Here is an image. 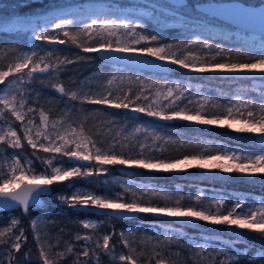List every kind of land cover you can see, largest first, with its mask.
Here are the masks:
<instances>
[{
	"label": "snow or ice",
	"instance_id": "6c2138e0",
	"mask_svg": "<svg viewBox=\"0 0 264 264\" xmlns=\"http://www.w3.org/2000/svg\"><path fill=\"white\" fill-rule=\"evenodd\" d=\"M253 14L250 13V15ZM260 15L264 18V11ZM137 23L139 22L137 21ZM73 25V20L65 19L62 16L52 17L51 30L47 27V21L45 22V27L41 28L38 32H35V29L40 28V25L37 24L34 26L35 38L40 41H58L63 44L66 41L59 40V35L62 32L64 37L68 38L71 43L83 48L85 52L114 51L133 54L136 59L147 55L183 69L200 72L226 70L241 74H253L255 70H258L262 78H264V51L259 56L248 57L242 62L240 59L232 58L230 54L231 50H229L228 59L223 63L217 64L215 63L216 56H213L211 60L201 58L191 48L192 45H196L197 43H202L204 48L212 47L208 40L200 41L199 37L195 40H188L186 43H161V38L158 35L138 32L132 26L131 22L126 19L90 18V22H85L82 28L77 27L74 31L70 30V27ZM86 43H95L97 47H86ZM262 48H264V45H262ZM222 52L223 49H220L217 55H220ZM52 55V53H48L46 56H40L37 52L21 53L16 58L14 65H8L7 71H0V85H3V88L0 90L4 91V94L0 95V123L7 124L6 128L0 126V149H3L5 153L0 154V207L12 208L22 206L23 210L27 212L31 204L39 201L42 193L49 191V186L69 181L72 178H91L102 171H106L103 167L104 165H115L117 163L121 165L131 164L149 169L163 166L166 163L163 159L146 155V151L151 148L148 144L139 143V141H137V145L124 143L123 141L128 140L127 136L123 137V141L114 138L106 149L100 147L98 146V141L92 139L91 135L84 134L82 125L79 132L71 124L68 127H64L66 123L65 117L68 113H65L59 119L51 120L50 123L49 114L42 107L39 109L33 107L32 105L36 101L28 98L31 96V93L27 92L26 81L27 83H31L39 78V74L49 72V70L55 73L60 71L61 67L65 64L75 63L78 60L84 59L83 57H77V61H73L67 58L61 60L57 57L56 62L52 63ZM105 59H112V57L106 56ZM208 64H212L213 67L210 69L204 67V65ZM197 65H200V67H197ZM25 69H27V72L24 71ZM5 78L9 79L6 80ZM105 79L109 87L101 86L102 90L97 92H84L80 88L72 90L66 88L62 82L51 83V87L62 97H67L69 102L79 101L81 105L91 103L105 106L110 105L115 108L124 109L131 107L136 112L145 113L150 117L160 118L165 121L173 119L196 120L211 125L218 123L221 119H227L229 117L236 119L237 117L243 116V113L240 111L243 108L247 112V115L242 121L243 126L237 129V131L259 133V139L261 143H264V102L258 106V111L254 112L248 110L249 108L257 107L252 101L241 103L239 98H237V106L219 107L213 105L217 110L215 112H209L205 109L204 103L208 98H203L202 101L198 102L199 107L189 108L188 105L192 101L188 100L185 103L186 98L184 95L189 89L179 82L174 86H169L167 83L162 86L153 85V88H155L153 94L152 89H146L143 86L135 93L131 88H128L127 91H124L122 88H117L113 91L110 86L118 79L122 81L123 78L111 76ZM135 79L139 81L140 77L136 76ZM146 90L148 91V95H144ZM37 111L40 114V124L35 126L36 131L33 135L31 126H33L34 120L28 119V117ZM10 117H14L15 121L22 122L20 125L23 129L22 136L18 134L17 126ZM228 127H232V125L229 124ZM147 131L148 129H145V132ZM135 132H140V128L137 127ZM120 135L122 133H117V136ZM151 135L154 138H160L157 133H152ZM25 141L33 149L32 156L36 159H40L37 155L38 150L49 154L41 160L44 169L39 174L35 172L33 159L23 154ZM118 144L119 150H117ZM137 147L139 149L136 152L137 158H133L131 153ZM125 149H128L127 153ZM9 150H11V153L7 155ZM64 157H67L68 160L64 161ZM197 158H199L198 155L184 156L185 161ZM206 158L213 159L211 156ZM215 159L245 161V163H236L233 166H227L223 163L212 165V167L227 172L236 171L245 174L264 172V152L239 155L235 152H224L217 153ZM82 161H95V165L81 163ZM65 163L71 166L65 167ZM132 195L135 197V193H132ZM153 195L156 194L153 193ZM58 199L73 207L93 205L98 209L111 210L108 214L116 217L136 211L166 213L173 217H197L204 221L222 223L229 226L236 225L240 229L258 232L264 235V202L256 210L249 208L247 212H244L242 207L244 201L241 200L231 209H228L226 215H221L219 207L216 213L205 209L196 210L192 206L184 208L180 204V200L183 197L175 201V206L164 207H145L143 204L149 202L143 199L137 200L133 198L131 202H125L126 197L119 193L115 197L99 196L92 192H83L79 189L70 196L61 195ZM161 199L169 201L171 197L166 194H161ZM223 204V200L218 202V205ZM236 209H241V212L237 213ZM18 223L19 221L13 218L9 227L0 229V238L11 234L13 228ZM32 223L35 227L36 221L33 220ZM81 223L85 229L96 227V225L88 221H81ZM257 224L260 225L259 228L256 227ZM19 231L20 234L15 235V240L9 248L8 264H12L15 260L12 251L19 252L22 246L20 243L21 239H26L23 236V229ZM120 235L123 246L128 247L130 252L127 255L120 254L118 257L119 261L124 262V264H137V260L131 254L135 249L131 248L127 239H123L124 233ZM76 239H83L87 242L92 237L89 235L80 236L78 234ZM110 239L111 235H103V244L101 245L97 241L96 249L102 248L106 255H113L115 246H110ZM36 241L39 245V256L42 264H54V261L49 258L48 252L45 251L44 245L40 243L39 235H37ZM7 242V240L0 239V243ZM66 252L69 254L73 253V245L69 244ZM56 255L63 258L65 253L61 252ZM90 255H96L98 258V253L95 249L90 251L89 247L84 246L83 250L77 254V260L74 264H80V257L85 258L83 264H91V260L89 259ZM155 255L159 257L160 253H155ZM113 259L115 261V256ZM232 259L231 256L228 257L229 262ZM236 259L238 264L239 258ZM157 264H165L164 259H158ZM213 264H216L214 259ZM219 264H227V262L220 260Z\"/></svg>",
	"mask_w": 264,
	"mask_h": 264
},
{
	"label": "trees",
	"instance_id": "16d2710c",
	"mask_svg": "<svg viewBox=\"0 0 264 264\" xmlns=\"http://www.w3.org/2000/svg\"><path fill=\"white\" fill-rule=\"evenodd\" d=\"M45 3H50L60 0H42ZM162 5L170 6L165 0H156ZM193 1L204 0H187V4L179 7L183 13L191 15H200V13L192 7ZM245 3L252 1L258 3L259 0H241ZM34 0H28L20 3L17 0H0V19H4L11 13L31 11L37 6ZM173 7V6H172ZM186 7V9H183ZM139 23L133 24L138 32L150 33L158 35L161 38V43L177 44L186 43L188 40H195L199 37L200 41L208 40L212 45L211 48H204L202 43L192 45L191 48L201 58L211 60L216 56L215 63H223L229 57V50L234 59L245 61L248 57H256L264 51L262 45L244 42L235 39L232 36L224 37L213 36L212 32L195 26L190 21L183 20H168L162 12L152 10L148 15L142 14L139 16ZM62 40L66 42L61 44L55 53L61 60L67 58L69 60L77 61V57L84 59L78 60L75 63H68L61 67L58 72H51L49 80H45V75H41L30 83L29 99L36 101L35 108H43L50 119L61 117L67 108L68 115H73L78 127L81 125L84 128L85 135H91L92 139L98 141V146L107 148L112 140L118 139L117 133L124 130L131 129L135 123L145 124L154 130L163 133L164 137L157 139L155 146L151 149L153 157L163 159L165 161L176 160L185 155H190L197 152L203 143L219 142L227 147L238 148L245 151L262 150L259 145L254 142L253 134L251 132H240L237 129L222 126H211L206 129L192 128L187 126L181 120L165 121L156 117H150L145 113L136 112L133 108H115L110 105H96L91 103H84L81 105L79 101L69 102L67 97H62L51 87V83L62 82L66 88L75 90L82 89L84 92H97L102 90L101 86L109 87L105 78H110L115 73L117 77L123 78L116 80L111 89L115 91L117 88H122L127 91L131 88L133 92L139 90L140 87L152 89L155 91L153 85L160 86L162 81L168 79L169 76L160 74H146L141 72L129 71L123 68L100 62L93 52H85L83 48L78 47L62 36ZM29 44V39L22 33H12L0 31V69H5L12 64L17 56L23 52ZM92 43H86V47H92ZM155 46V45H153ZM220 49L223 52L217 55ZM240 54V55H238ZM223 57V59H221ZM171 73L183 79L187 73L177 66H170ZM136 76L140 80L135 79ZM194 77V76H192ZM198 77L197 82L201 88L207 89L210 99L221 101L224 97H234L238 95L240 99L245 101H252L257 107L249 108L250 111H258V106L264 102V91L259 88L257 90L250 87L245 82L241 81V77H222L216 75L195 76ZM148 95V91L144 92ZM17 132L22 136L20 131L19 121H15ZM130 143V142H128ZM24 153L33 159V164L37 169L43 170L44 165L41 160L47 156L42 150H38L37 155L40 159L32 156L33 149L24 142ZM137 145V144H133ZM117 150L119 146L117 145ZM138 147L134 153L138 151ZM93 164V162H90ZM107 172L111 175L130 180L134 183L143 184L144 186H151L155 188L173 189L180 187L181 191H191L200 188L205 191H217L224 194L231 192L242 193L246 196L255 194L264 196V172H258L252 176H242L235 174L222 173H202L192 169H187L182 172H168L154 168L145 169L138 165H107ZM98 175V174H97ZM97 175L94 178L97 181ZM88 179L72 178L69 181L56 183L51 185V199L42 206L32 207L25 214H21L19 210L16 212L23 228L24 237L21 241V249L19 252L12 251L15 260L12 264H42L39 256V247L35 241L31 229L30 219L35 211L43 210L50 214L57 216L60 224L69 222L68 218L74 219L72 227H79V219L85 214L80 211L71 209V205L57 199L54 194L57 191L67 193L69 185L71 184H86L89 185L92 181ZM65 216V218H64ZM101 220V226L106 232H109L111 239L110 244L118 242V247L122 246L120 242L119 230L131 224H139L141 226L158 227L160 224L171 225L181 231L184 235L199 238L203 235L209 237H221L238 248H245L246 253L251 255L254 252H261L264 257V235L258 232H251L246 229H240L235 225H227L222 223L210 224L207 221L198 219L195 221L181 220L178 222L168 221L157 218L150 213L137 212L136 216L130 219H119L107 216H95ZM58 222V224H59ZM59 224V225H60ZM75 228H71L73 231ZM27 254V258H26ZM71 260L68 256L58 264H67ZM254 259L248 260V264H256ZM264 261V259H263ZM124 263V262H123Z\"/></svg>",
	"mask_w": 264,
	"mask_h": 264
},
{
	"label": "rangeland",
	"instance_id": "374dc122",
	"mask_svg": "<svg viewBox=\"0 0 264 264\" xmlns=\"http://www.w3.org/2000/svg\"><path fill=\"white\" fill-rule=\"evenodd\" d=\"M20 3H23L28 0H17ZM37 2V6L31 11H24V12H15L9 14L4 19H0V31L4 32H12V33H22L29 39L28 47L21 53H31L37 52L40 56H46L48 53H52L51 62L55 63L57 54L54 52V49H57L59 46L58 41H53L54 44L52 46H48L46 41H40L35 38V32H38L41 28L45 27V22L47 21V27L51 30V18L55 16H62L65 19H70L74 21V25L70 27V30H75V28L79 27L82 28L85 22H90V18H99V19H121V20H128L131 24H137L139 22V16L142 14L148 15L152 10L162 12L168 20H183V21H190L195 26H204V27H212V29H221L222 31L228 33H244L247 37H251L253 41L258 42L261 45H264V34H256L251 32H242L241 30L225 26L223 23L219 22L218 20L214 21L213 18L207 15H191L187 13L181 12L178 8H174L168 5H162L161 3L157 2L156 0H92L91 5H81L78 4L83 2V0H60L54 1L50 3H45L42 0H34ZM264 2V0H259L258 3ZM71 4L67 5L66 7L62 8H55L50 9L52 7H60L62 4ZM249 1V4H258ZM183 9H186L184 7ZM187 10V9H186ZM212 23V24H211ZM39 24L40 28L35 29L34 26ZM217 24V25H213ZM215 29V30H216ZM214 30V31H215ZM230 31V32H229ZM219 33V31H217ZM218 33H212L213 36H216ZM62 32L59 35V40H62ZM220 36V35H217ZM64 37V36H63ZM92 47H97L95 43L91 44ZM18 57V56H17ZM16 57V58H17ZM16 58L14 63L16 62ZM169 67L172 64L164 62ZM176 66V65H175ZM187 73V75L183 79L178 78H168L162 81L160 86L167 83L169 86H174L176 83H181L189 90L186 92L185 95V103L188 100L192 101L191 104L188 105L189 108H196L199 107L200 101L203 98H208L205 103V109L209 112H215L217 109L213 107V105H217L219 107L225 106H237V98L242 103L243 101L240 99L238 95L234 97H224L221 101L210 99V95L205 88L199 87L198 84L193 83L197 82L198 77L195 76H204V75H216L222 77H241V81L248 84L253 89L257 90L258 88L261 91H264L263 86H254L252 84V80L255 78H262L261 74L258 70H255L253 74H241L236 72H228L226 70H217V71H195V70H187L180 68ZM200 67V65H197ZM206 68H212V64L204 65ZM8 67L5 69H0V71H7ZM27 72V69L24 70ZM15 75V74H13ZM45 75L46 81L49 80L51 76V70L49 72L39 74ZM111 76H116L115 73ZM110 76V77H111ZM194 76V77H192ZM6 80L9 78H5ZM3 88V85H0V89ZM26 88L27 92H30V83L26 81ZM155 92V91H154ZM153 92V94H154ZM4 91L0 90V95H3ZM29 98V97H28ZM35 107L34 105H32ZM240 111L243 113V116L237 117L236 119H232L231 117L227 119H221L216 124H205L200 121H187L183 119H173V120H181L187 126L192 128H202L206 129L211 126H222V125H229L231 124L233 129H239L243 126V119L246 117L247 112L241 108ZM67 108L65 109L62 116L67 113ZM61 116V117H62ZM61 117L50 119L56 120ZM15 119L14 117H12ZM211 118V117H207ZM6 119H8L6 117ZM28 119H33L34 124L32 127V134H35L36 125L40 124V114L39 111L35 112L32 116H29ZM160 119V118H158ZM66 123L64 127H68L71 124L72 127H75L79 132L80 128L78 127L76 120L74 119L73 115H67L65 117ZM162 120V119H161ZM21 121H19V126L21 125ZM26 123V122H25ZM0 126L7 127V124L0 123ZM139 127L140 132H135V129ZM145 129H148L145 132ZM20 131L23 135V129L20 127ZM122 135L118 136L117 140L123 141V137L127 136L128 140L123 141L124 143L128 144H137L145 143L151 146L150 150L146 151V155L152 156L151 149L154 148L155 142L157 138L152 137V133H157L159 135V139L163 138L164 135L162 132L154 130L153 128L141 124L135 123L131 129L124 130L121 132ZM253 135L258 133H252ZM119 146V144H118ZM94 152V149H93ZM125 152H128V149H125ZM224 152H235L236 154H246V153H260L264 152V150H256V151H245L240 150L238 148L227 147L225 145L220 144L219 142L208 143L205 142L200 147V149L190 155H198L199 158L197 159H190L185 161L184 156L180 157L176 160L166 161L165 165L155 167L154 169H161L168 172H182L187 169H192L197 172L202 173H222V174H235V175H242V176H252V174H245L239 173L236 171L227 172L219 168L212 167V165L217 163H223L227 166H233L236 163H245V161H230L227 159H215L217 153H224ZM11 150L7 153L10 155ZM0 154H5L3 149H0ZM27 156L25 153H23ZM133 158L136 157V153L132 151L131 153ZM49 154H47L48 156ZM46 156V157H47ZM211 156L213 159H208L206 157ZM28 157V156H27ZM30 158V157H29ZM64 161H67L66 158H63ZM93 165H95V161H93ZM203 165V166H202ZM71 166L65 163V167ZM6 167V165H5ZM106 171H102L97 175L95 181L94 178H91L92 181L89 185L86 184H71L69 185V190L67 193L62 191L55 192L54 196L58 199L61 195H72L78 189L83 192H92L95 195L99 196H112L115 197L116 194H121L126 197L125 202H131L133 198L140 200L143 199L144 201H148L149 203L143 204L145 207H164V206H175V201L180 200V204L184 208H188L190 206L195 207L196 210H209L212 213H216L217 208L220 209L221 215H226L227 210L231 209L235 204L240 202L241 200L244 201L243 211L247 212L249 208L252 210H256L259 208L264 202V196L261 195H249L246 196L242 193L238 192H231V193H221L217 191H205L200 188L195 189L193 192L191 191H181L180 187H174L173 189H166V188H155L151 186H144L143 184L134 183L130 180L117 177L111 175L107 172V165L103 166ZM259 167V166H258ZM36 174L43 171L37 169L35 166ZM258 173V172H257ZM130 190V191H128ZM132 193H135V197H133ZM155 193L156 195H153ZM161 194H166L171 197V200L164 201L161 199ZM199 197V199H197ZM51 199V196H47L44 198V204ZM223 200V205H218V202ZM17 210V209H13ZM1 211L0 212V229L4 227H9L10 222L13 218L17 219L19 223L13 228V232L11 234L6 235L3 240H7V243H0V264H8L9 259V248L11 243L15 240V235L20 234V229L22 225L20 220L15 211ZM139 212V211H136ZM237 213L241 212V209H236ZM151 215L168 220L173 222H178L181 220H189L195 221L199 218L197 217H173L169 216L166 213H153L148 212ZM65 218V216H64ZM33 220L36 221L35 227L33 226ZM69 222L67 225L64 223L59 222L57 216L50 214L47 211L39 210L33 212L30 219L31 229L33 233V237L36 241L37 235L40 237V243L44 245L45 251L48 252L49 258L54 261V264H58L62 262L63 259L67 258L68 256L71 258L67 264H74L77 260V254L83 250L84 246L89 247L90 251L95 249L98 253V258L96 255H90L89 259L91 260V264H124L123 262L119 261L118 257L120 254H129L130 249L128 247L122 246L118 247V242L115 244V252L113 255H106L102 248L96 249L97 241L102 245L103 235H110L109 232H106L104 228L101 226V220L97 217L92 215H84L81 219H79V227H72V221L74 219L68 218ZM81 221H88L96 225L95 228L85 229L81 223ZM59 222V224H58ZM210 224L214 222L207 221ZM236 226V225H235ZM257 228L260 227L259 224L256 225ZM71 228H75L73 231ZM121 233H124L123 239H127L132 249H135L134 252L131 254L133 258L137 260V264H157V260L163 258L165 264H213V259L216 261V264H219L220 260H225L227 264H248L247 261L254 259L256 264H264L262 259L263 254L259 251L248 255L246 253L245 248H238L234 246L229 241L221 238V237H209L207 235H203L199 238L190 237L184 235L181 231L171 225H164L160 224L158 227L154 226H141L139 224H131L124 229L119 230L120 242L122 243ZM84 236L89 235L92 237L90 241H84L83 239L77 240V235ZM24 236V233H23ZM23 238L21 239V241ZM20 241V243H21ZM37 242V241H36ZM38 244V243H37ZM71 244L74 247V252L69 254L66 252L67 246ZM113 244H110V246ZM39 247V245H38ZM65 253L63 258L58 257L57 253ZM155 253H160L158 257ZM199 254V255H198ZM115 256V261L113 257ZM231 256L233 259L229 262L228 257ZM85 258L80 257V264H83Z\"/></svg>",
	"mask_w": 264,
	"mask_h": 264
},
{
	"label": "water",
	"instance_id": "95a60500",
	"mask_svg": "<svg viewBox=\"0 0 264 264\" xmlns=\"http://www.w3.org/2000/svg\"><path fill=\"white\" fill-rule=\"evenodd\" d=\"M170 6L174 8H179L187 4V0H165ZM92 0H83L78 5H91ZM67 5L71 4H62L60 7H52L50 9L55 8H62L66 7ZM192 7L197 10L202 15H207L213 18L214 21L218 20L219 22L223 23L225 26H230L241 30L242 32H251L263 35L264 34V18L261 17L260 13L264 11V2H260L258 4H249L245 3L241 0H204V1H193ZM250 13H254L250 15ZM216 19V20H215ZM212 24V23H211ZM217 25V24H213ZM197 26V25H196ZM200 26V25H199ZM220 26V25H217ZM201 28H205L206 30L212 33L221 34L224 37L232 36L235 39L254 43L257 45H261L256 41H253L251 37H247L244 33H228L222 31L221 29H212V27H204L200 26ZM215 30V31H214ZM230 32V31H229ZM48 46H52L54 42L46 41ZM94 56L103 63L110 64L116 66L118 68H123L129 71L134 72H141L146 74H160L163 76H169V78H179L176 75L171 73V68L165 64L163 61H159L154 57L144 55L140 59H136L133 54H126V53H119L114 51H100V52H93ZM106 56L112 57V59H105ZM252 84L254 86H263L264 87V79L255 78L252 80ZM259 133L253 136L254 142L260 146L262 150H264V143H261L259 139ZM68 160L67 157H65ZM81 163L88 164L90 162L82 161ZM51 194V186H49V191L46 193H42L39 197V201L31 204L29 209L32 207L42 206L44 203V198ZM13 209H19V211L24 214L26 213L22 206L16 207H0L1 211H10ZM28 209V210H29ZM71 209L83 212L88 215L92 216H107L112 218H119V219H130L136 216L137 212L127 213L124 216L116 217L113 215H109L108 213L111 210H104L98 209L93 205L89 206H71Z\"/></svg>",
	"mask_w": 264,
	"mask_h": 264
},
{
	"label": "flooded vegetation",
	"instance_id": "af4514ba",
	"mask_svg": "<svg viewBox=\"0 0 264 264\" xmlns=\"http://www.w3.org/2000/svg\"><path fill=\"white\" fill-rule=\"evenodd\" d=\"M17 210H19V209H17ZM22 214V213H21ZM25 214V213H24Z\"/></svg>",
	"mask_w": 264,
	"mask_h": 264
}]
</instances>
